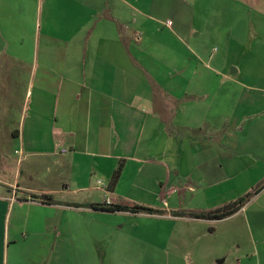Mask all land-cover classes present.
<instances>
[{"label":"crops","instance_id":"0c3cea01","mask_svg":"<svg viewBox=\"0 0 264 264\" xmlns=\"http://www.w3.org/2000/svg\"><path fill=\"white\" fill-rule=\"evenodd\" d=\"M191 3L0 0V138L12 136L14 152L30 165L24 180L16 175L12 195L24 201L17 204L20 208H52L41 212L38 225L29 226L33 232L18 221L0 228V264H145L138 256L144 243L172 255L164 264H222L202 245L187 262L170 250L177 227L192 237L213 220L175 215L184 208L167 196L189 188L195 194L186 211L208 212L222 206L198 207L192 201L234 192L229 198L234 202L260 183L264 52L256 57L246 35L222 41L219 52L208 49L205 27L213 15L206 4L195 11ZM214 33L220 40L218 28ZM253 53L256 62L250 60ZM250 64L259 67L250 69ZM203 67L214 72L220 85H202ZM194 74L199 78L193 85ZM8 141H0V148ZM62 148L66 151L59 152ZM121 164L120 178L113 183ZM91 170L110 178V184L87 186ZM255 170L262 172L255 173L259 179L252 186L221 192L222 186L237 185ZM95 190L101 192L100 200L93 199ZM45 194L57 202L33 200V195ZM107 197L111 205H144L162 213L91 206L104 205ZM11 198L0 195V201H11L9 222L15 208ZM245 206L217 223L241 217ZM112 213L164 220L169 240L159 243L152 232H129L123 224H112ZM238 224L254 237L246 218ZM54 232V246H43L37 260L28 256L29 235ZM97 247L103 257L96 255ZM248 260L246 247L230 264H250ZM160 262L156 257L147 264Z\"/></svg>","mask_w":264,"mask_h":264},{"label":"rangeland","instance_id":"374dc122","mask_svg":"<svg viewBox=\"0 0 264 264\" xmlns=\"http://www.w3.org/2000/svg\"><path fill=\"white\" fill-rule=\"evenodd\" d=\"M191 2L195 11L198 9V6H200V3L206 4L208 14L213 15L212 19L214 21L209 23V26L205 27L207 28L206 35L208 49L219 52L224 46V42L222 41L227 40L230 36L246 35L250 36V40L252 41L250 44H252V51H255L256 57H259L264 52V0H191ZM219 5H221L222 8L216 7ZM168 24H170V22H168ZM193 28L195 27L193 26ZM215 28L219 29L220 40L217 38L218 35H215L214 33ZM253 55L254 53L252 56ZM253 57L254 58L250 60L256 62L257 58L255 56ZM257 67L259 66L256 64H250V69H255ZM259 73H261V69L259 70ZM200 76H202V78H206L205 82L202 81V85H220L218 81L219 78L215 76L213 71L207 68L203 67ZM252 77L258 76L252 75ZM198 78V75H193V85ZM16 108L19 110L20 107L17 106ZM248 123L249 121L246 122V125ZM16 126H18V123H16ZM241 127H243V125H241ZM4 140L9 141L7 144L5 143L4 147L0 148V179H2V182H0V195L8 197L12 196L11 200H14L12 201L15 203V208L13 212H10L12 213V217L9 222L10 215L7 214V211H9L7 205L11 201H0V228L3 226L7 227L9 223L12 227L13 225H16L15 222L18 221V225L33 232L29 226L38 225L42 221L43 213L41 212H44L45 210L51 211L52 208H42L31 205H24L21 208L18 207L20 205L19 203L23 202L22 204H24V201H18L20 198H17L16 196L13 197L12 184L15 183L16 175L19 173L23 180L26 178L30 165L27 159L23 160L22 155L14 152L12 148V136H10L9 139H6V137L0 138L1 142ZM256 172H259L260 174L262 171H250L247 178L243 179L241 183H237V185L226 184L222 186L223 189H221V192H229L232 187L231 192H233L236 188H240L241 190V188L252 186V184L259 179L258 177H255ZM86 180L87 186L91 188H96L97 186L103 184L108 186L111 182L110 178L108 179L105 175L95 170H91L90 173H88ZM99 180L102 181V184L99 183ZM263 185L264 177L261 179L259 184L253 185L254 187L251 191L252 194H250L251 196L249 197V200L245 203L246 211L240 215L241 217H237L236 220L231 219L223 223H217L218 220H213L209 222L210 227L207 228L206 231H202L200 227H198L197 231H194L192 237L184 236L180 231V228L177 227V233L173 236V241L175 243L170 245V250L176 251L178 255H180L183 259H186L187 262L189 259L193 258L194 249H196V247L199 248L202 245L203 249H208L209 257H214L217 262L222 261V264H230L233 260H236V256L240 255L246 247H249L250 260H248V262L250 264H264V189L261 195H256L255 193V191L259 190ZM179 191V194L174 197L170 198V196H167V198L172 204L177 205L180 203L184 208L183 210L186 211L187 207L185 206L190 204V198L195 193L191 192L189 188L184 192L182 189ZM92 193L95 194L93 196L94 200H100L102 198L100 191L95 190L92 191ZM233 195L234 192L228 195L230 197H227L226 195H224L225 197H216L217 195H210L209 193L201 198H196L195 201L192 202L193 205L198 207L220 205L222 206L221 208H223L232 202L229 198ZM242 196L246 195L243 193ZM173 198H175L178 203ZM154 200H156L155 204L157 206L160 204L162 205L160 200ZM18 212L21 213V218L16 217ZM30 213L31 217L28 219L29 222H25V216H28V214L30 215ZM242 218H246L247 221L250 222L254 237H252L249 232L246 233L243 231V225L238 224L235 226ZM109 219L112 224L121 226L123 224L124 229L129 230V232L139 229L152 232L153 235L157 236L156 238L159 243L162 241L167 242L169 240L167 239V232L163 229L167 226V223H165L164 220H159L151 216H139L125 213H112L109 215ZM54 222L57 223L58 218H54L53 223ZM25 225L26 227H24ZM56 235V232L51 235H39L33 233L29 235L27 240L28 248H26L28 249L26 250L28 256L35 260L39 259V253L41 249H43V246H49L51 243L53 246L55 245ZM145 241H147L146 238ZM238 244H242L241 250H239ZM98 248L102 249V247H97L96 255L98 257H103L102 250ZM254 248L256 249V253L253 251ZM138 256L143 259L145 264L152 259L155 260L156 257L161 261L160 264H164L165 262L167 263L172 258V255L166 253L161 246L159 249H156L155 246H146L145 243L138 251Z\"/></svg>","mask_w":264,"mask_h":264},{"label":"trees","instance_id":"16d2710c","mask_svg":"<svg viewBox=\"0 0 264 264\" xmlns=\"http://www.w3.org/2000/svg\"><path fill=\"white\" fill-rule=\"evenodd\" d=\"M122 171V164L118 167V169L115 171L113 175V183H116L119 178ZM264 186V185H263ZM251 195L247 194L246 196L240 197L236 201L224 206L223 208H219L214 211H208V212H186V211H174L173 213L175 215L179 216H191L195 218H203V219H211V220H221L224 218H227L233 214H235L237 211H239L245 203L249 200V197ZM40 200L43 203H56L57 201L53 198L52 195H42V196H36L33 195V200ZM92 207L96 209H102L110 212H117V211H126L131 213H148V214H154V213H162L161 210L154 209L152 207L144 206V205H134V206H128V205H121V204H115V205H99V204H93Z\"/></svg>","mask_w":264,"mask_h":264},{"label":"built area","instance_id":"2783aa9c","mask_svg":"<svg viewBox=\"0 0 264 264\" xmlns=\"http://www.w3.org/2000/svg\"><path fill=\"white\" fill-rule=\"evenodd\" d=\"M171 23V22H170ZM66 151V149H64V148H62V149H59V152H65ZM99 183L100 184H102V182L101 181H99ZM110 199L107 197L106 198V200H105V204H107V205H110Z\"/></svg>","mask_w":264,"mask_h":264}]
</instances>
